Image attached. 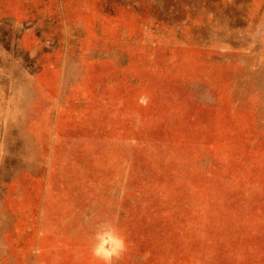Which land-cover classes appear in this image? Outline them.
I'll return each mask as SVG.
<instances>
[{
  "label": "rangeland",
  "instance_id": "1",
  "mask_svg": "<svg viewBox=\"0 0 264 264\" xmlns=\"http://www.w3.org/2000/svg\"><path fill=\"white\" fill-rule=\"evenodd\" d=\"M264 264V0H0V264Z\"/></svg>",
  "mask_w": 264,
  "mask_h": 264
},
{
  "label": "clouds",
  "instance_id": "2",
  "mask_svg": "<svg viewBox=\"0 0 264 264\" xmlns=\"http://www.w3.org/2000/svg\"><path fill=\"white\" fill-rule=\"evenodd\" d=\"M92 253L102 264H114V258L126 251V239L115 227L109 226L96 233Z\"/></svg>",
  "mask_w": 264,
  "mask_h": 264
}]
</instances>
